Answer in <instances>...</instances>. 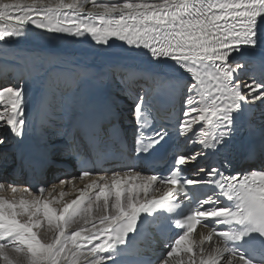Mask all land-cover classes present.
I'll list each match as a JSON object with an SVG mask.
<instances>
[{
  "label": "snow or ice",
  "instance_id": "obj_1",
  "mask_svg": "<svg viewBox=\"0 0 264 264\" xmlns=\"http://www.w3.org/2000/svg\"><path fill=\"white\" fill-rule=\"evenodd\" d=\"M0 22V49L37 42L12 54L32 62L40 88L33 104L23 84L0 86L3 264H264V168L228 171L237 132H254L257 113L264 120V0H0ZM68 38L149 87L127 96L126 109L80 104L65 145L40 159L10 157L30 116L47 124L63 90L85 75L59 50ZM156 92L181 97L179 107L162 114ZM62 164L78 175L65 168L49 188L6 178L19 170L36 179ZM76 181L75 199L52 196Z\"/></svg>",
  "mask_w": 264,
  "mask_h": 264
},
{
  "label": "bare ground",
  "instance_id": "obj_2",
  "mask_svg": "<svg viewBox=\"0 0 264 264\" xmlns=\"http://www.w3.org/2000/svg\"><path fill=\"white\" fill-rule=\"evenodd\" d=\"M3 2H10V0H3ZM97 2L99 3L101 0H97ZM113 2H119V0H114ZM91 7V4L85 5L86 9H91ZM2 24H4V22H0V25ZM36 44V41H28L12 44L7 50L0 49V86L7 84H23L26 95L33 104L39 95L40 88L34 82L35 74L32 70V62L27 57L17 59L12 53L17 49L25 52L30 51L35 48ZM58 44L59 50L65 54L67 59L76 61L82 66L85 75L83 77H78L75 85L63 90L62 95L64 99L57 102L55 115L47 124L41 125L34 114L30 116V122L23 142L26 140H41L45 146L50 149H54L57 145L63 143L65 140V133L75 124L76 118L80 114V109L78 107L80 104H85L92 108L96 98L101 96L108 102L116 100L121 108L124 105L127 107V103L125 102L127 96L132 95L133 92L140 91L142 88L146 89L149 87V85L142 80L127 82L123 74L113 72L111 69L103 67L102 61L94 58L92 55L93 50L87 43H75L71 38H68L58 42ZM136 67L142 68L146 66L136 63ZM128 89H131V91H127ZM61 103L67 109L66 112L61 111ZM255 124L256 129L253 133L264 139L261 135V128L264 127V120L260 118L259 113L256 114ZM50 125L58 129L56 135L52 133L54 128L52 130L49 129ZM127 125L128 120L126 118L125 126ZM247 127L250 126L247 125ZM7 151L11 157L15 155L16 147L14 145L9 146ZM6 178L9 181L15 180L13 178V171H9ZM16 182H19V180H16ZM87 182L88 181H85L84 183ZM51 184L52 181H50L47 188H49ZM81 188H83V183L76 181L74 185H65L63 188H56L52 196L59 199L60 193L64 192L66 194L63 197L62 203L70 202L79 195V189ZM159 193L160 192H156L155 195ZM54 206L60 207L61 205ZM75 227L76 225H73V228ZM198 231L206 230L198 228ZM208 246L209 243H206L205 247L207 248ZM0 264H3V262L0 261ZM80 264H86V261L81 258Z\"/></svg>",
  "mask_w": 264,
  "mask_h": 264
},
{
  "label": "rangeland",
  "instance_id": "obj_3",
  "mask_svg": "<svg viewBox=\"0 0 264 264\" xmlns=\"http://www.w3.org/2000/svg\"><path fill=\"white\" fill-rule=\"evenodd\" d=\"M114 0H101V2H113Z\"/></svg>",
  "mask_w": 264,
  "mask_h": 264
}]
</instances>
